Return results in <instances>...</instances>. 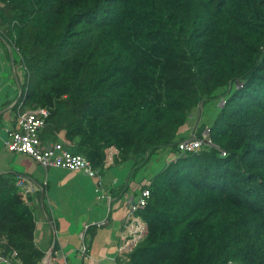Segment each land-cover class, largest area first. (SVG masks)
I'll return each mask as SVG.
<instances>
[{"label": "trees", "instance_id": "1", "mask_svg": "<svg viewBox=\"0 0 264 264\" xmlns=\"http://www.w3.org/2000/svg\"><path fill=\"white\" fill-rule=\"evenodd\" d=\"M0 45L24 81L12 108L49 111L43 143L71 146L103 177L130 161L131 179L172 148L141 186L146 235L118 264H264V0H0ZM212 100L225 104L199 124ZM193 114L210 143L182 152ZM36 229L16 176L0 175L1 255L43 264Z\"/></svg>", "mask_w": 264, "mask_h": 264}, {"label": "crops", "instance_id": "2", "mask_svg": "<svg viewBox=\"0 0 264 264\" xmlns=\"http://www.w3.org/2000/svg\"><path fill=\"white\" fill-rule=\"evenodd\" d=\"M14 75L16 80L18 75L19 77L22 76L19 70ZM16 88H19L18 82ZM18 96L15 99L13 98L10 100L9 98L6 102H3L2 109L0 110V143L4 144V148L0 153V159H2L0 160V175L13 174L17 176V179L21 176L28 181L27 185L31 191L28 193L26 201L32 207L37 223L35 234L36 244L46 255L51 250L53 243L55 242V245L57 244L56 250L54 251L53 249L50 258L46 261L44 259L43 264H95L96 262L93 261L92 257H96L94 260H101L105 264H117L116 259L120 257L117 253V247L120 244V235L123 232L125 220V213L122 212L121 208H125L124 204L130 205L132 201H135L139 196L141 186L151 181L143 178L140 180L139 185L138 182L135 184L136 186H131L132 181L136 179H131V171L130 174L126 176L123 183L119 182L118 178L114 176H109V182L102 179L106 188L101 189V195L100 197H96L97 201L95 203V208H93V206H89L86 200H80L81 197L77 195V191L67 189L69 187L68 180L70 181L72 176L63 177L61 173L64 170L46 169V174L38 179L27 170L28 173L24 165H18L21 169H17L16 166L14 167L12 165L6 167V162L8 160L6 159L7 155L16 154L8 151L5 142L8 139L9 131L15 129L17 126L18 109L15 111L12 107L17 103ZM8 102H11V104H8ZM7 110V117L2 122V115L6 113ZM191 118L193 119V116ZM5 122L10 126L6 125ZM197 124L198 121H195L194 126L196 125L197 127ZM181 136H185L184 138L189 139L195 136V132H192L190 128L181 134ZM60 138L62 140L65 138V132L60 134ZM5 151L8 152V154L3 156ZM17 155L20 158L29 156L25 154ZM172 157H175V154L171 151L167 157V163L171 161ZM15 161H17V159ZM18 162L20 163V159ZM51 171L57 172L58 174ZM80 174L83 173L80 172ZM136 175L137 174H134L133 176L136 177ZM121 185L124 186L121 194L114 195L111 193L112 189L120 187ZM44 191L45 196L43 197ZM123 197H125V199H123ZM119 200H121L122 203L120 205H115ZM115 206L118 207L115 208ZM76 207L81 208V214H78ZM119 208L120 211L115 212ZM74 210H76V212ZM91 226L95 231L90 235V233L88 234L87 232L88 228ZM82 230L85 233L83 246L81 244L82 241H80V236L82 234L79 236ZM76 234H78L77 239H73ZM84 246L87 248V253L85 256L83 254V258H81L79 254H82L81 251ZM94 253H97V256H94Z\"/></svg>", "mask_w": 264, "mask_h": 264}, {"label": "built area", "instance_id": "3", "mask_svg": "<svg viewBox=\"0 0 264 264\" xmlns=\"http://www.w3.org/2000/svg\"><path fill=\"white\" fill-rule=\"evenodd\" d=\"M19 79V78H18ZM23 80V79H22ZM24 82V81H23ZM20 88V97L23 96ZM25 99V98H24ZM23 104L18 107V119L15 129L9 131L8 139L5 142V146L8 151L16 154H26L32 157L39 165L45 169H61L64 171L81 172L90 178H96L98 187L97 191L101 190L103 185L102 177L99 169L93 167L91 161L85 156L75 154L64 146L62 142H49L43 143L40 139L41 130L47 125L46 120L49 117V111L46 108H38L36 110H19ZM225 100L220 102V105H224ZM208 131L204 133V139L201 140L195 137H191L179 142L178 147L182 152H190L199 149L206 141ZM119 154V151L115 147H110L107 150V157L104 164L105 168H108L113 164L114 158ZM223 155L225 153L223 152ZM28 181L24 177L19 176L16 182V186L22 192L23 196L27 197L31 191L28 188ZM150 184L141 187L139 196L135 201H132L129 205L130 212L127 214L124 220L123 232L120 235V244L117 247L118 255L130 252L146 235V225L137 215L140 209H143L147 205V201L150 197ZM83 241L85 233L81 235ZM7 244L5 236H0V264H22L17 260V253L12 254V259L8 260L1 255V250L4 245ZM84 256L87 253V248L84 246L82 250ZM117 262V261H116Z\"/></svg>", "mask_w": 264, "mask_h": 264}, {"label": "rangeland", "instance_id": "4", "mask_svg": "<svg viewBox=\"0 0 264 264\" xmlns=\"http://www.w3.org/2000/svg\"><path fill=\"white\" fill-rule=\"evenodd\" d=\"M12 63L10 64L8 59L6 58V54L4 52L3 46L0 45V110L2 109V103L6 102L7 99L10 98V100H12L13 98H17V96L20 93V89L16 88L17 85V81H16V77H15V73L13 72V67H12ZM18 71V70H17ZM21 73V70H19ZM22 74V73H21ZM19 77V75H18ZM23 76L19 77V80L21 83H23ZM17 110V109H16ZM15 110V111H16ZM14 111V112H15ZM220 111V105H219V101L217 100H212L209 102H206L204 107L200 109L199 111V124H208L211 125L218 113ZM7 112L4 113L2 115V122L4 121V119H6L7 117ZM194 115V114H193ZM198 121V114L193 116V119L190 118L188 123L185 125V127L182 129V131H180L181 134H183L184 132H186L188 129H192V132L194 131L196 133L197 130H195L196 125L195 121ZM1 121V119H0ZM6 125L10 126L7 122H5ZM42 131V130H41ZM185 137V136H184ZM182 140H186V138H184ZM69 150H73V148L71 146H68ZM4 148V144L0 143V153ZM172 151L171 147H166V148H160L158 149L156 152L153 153V155L151 156V158L149 159L147 164H144L143 166H141L140 170L137 172L136 175V179L135 181H132L131 186L137 184H140V180L143 178L148 179V181H151V179H153L167 164L168 160L167 157L169 155V153ZM8 152H4L3 156L7 155ZM26 155V154H25ZM173 155V154H172ZM174 157L171 158V160H173ZM7 162H6V167L8 165H12V166H16L17 169H21L18 165H24L26 167V171L28 170L31 174H34L35 177H37L38 179H40V177L42 178L45 174H46V169L44 167H42L41 165H39L32 157H26V158H20L18 157L17 154H8L7 155ZM17 159V161H15ZM20 159V163L18 162ZM2 160V159H0ZM132 163L130 161L117 165V166H113L112 168H110L109 170H106L104 177H102V179L104 181L109 182V176H114L116 178H118L119 182L123 183V181L125 180L126 176H128L130 174V171L132 172ZM27 171V172H28ZM28 172V173H29ZM54 172V171H51ZM56 174H58L57 172H54ZM63 175V177H71L69 182V187L67 188L68 190L71 191H77L78 192V196H80V200H86V202L89 204L90 207L93 206V208H95V203H96V197L101 195V190L97 191L98 184L97 183V179L96 178H90L88 176H85V174H80V172H72V171H63L61 173ZM15 176V175H13ZM17 179V176H16ZM18 180V179H17ZM102 180V182H103ZM17 182V181H16ZM68 184V183H65ZM136 186V185H135ZM105 189V183H103L101 189ZM96 190V191H95ZM96 193H95V192ZM84 194H85V198H84ZM127 196V195H125ZM123 199H125V197H123ZM86 203V206L88 207ZM121 200H119L115 205L117 204H121ZM118 206H115V208ZM125 208H121L122 212H124V218L127 216V214L130 212V208L129 205H125ZM76 209L78 210V214H81V208L80 207H76ZM76 212V210H74ZM120 211V208L118 210H116L115 212ZM114 212V214H115ZM40 224V223H39ZM83 233V230L81 231V233L79 234V236ZM77 235L74 236L73 239H77ZM80 241H82V246L84 244L82 237L80 236ZM78 243V242H76ZM82 252V251H81ZM81 258H83V252L82 254H79ZM94 256H97V253L93 254ZM8 260H10L9 257H6ZM93 261H95V264H105L104 262L100 261H96L94 259H96V257H92ZM87 262V261H86ZM81 264V263H79ZM118 264V263H117Z\"/></svg>", "mask_w": 264, "mask_h": 264}, {"label": "water", "instance_id": "5", "mask_svg": "<svg viewBox=\"0 0 264 264\" xmlns=\"http://www.w3.org/2000/svg\"><path fill=\"white\" fill-rule=\"evenodd\" d=\"M13 69H14V68H13ZM18 99H19V98H18ZM54 246H55V242L53 243L52 248H51V250L49 251V253L45 256V258H44L45 261L48 260V259L50 258L51 254H52V252H53Z\"/></svg>", "mask_w": 264, "mask_h": 264}, {"label": "clouds", "instance_id": "6", "mask_svg": "<svg viewBox=\"0 0 264 264\" xmlns=\"http://www.w3.org/2000/svg\"><path fill=\"white\" fill-rule=\"evenodd\" d=\"M14 72H15V69H14ZM16 73V72H15ZM18 78V77H17Z\"/></svg>", "mask_w": 264, "mask_h": 264}]
</instances>
